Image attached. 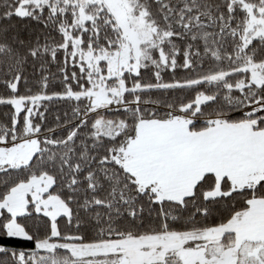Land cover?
<instances>
[{"label": "snow or ice", "instance_id": "obj_1", "mask_svg": "<svg viewBox=\"0 0 264 264\" xmlns=\"http://www.w3.org/2000/svg\"><path fill=\"white\" fill-rule=\"evenodd\" d=\"M0 264H264V0H0Z\"/></svg>", "mask_w": 264, "mask_h": 264}, {"label": "trees", "instance_id": "obj_2", "mask_svg": "<svg viewBox=\"0 0 264 264\" xmlns=\"http://www.w3.org/2000/svg\"><path fill=\"white\" fill-rule=\"evenodd\" d=\"M21 246H23V245H21Z\"/></svg>", "mask_w": 264, "mask_h": 264}]
</instances>
